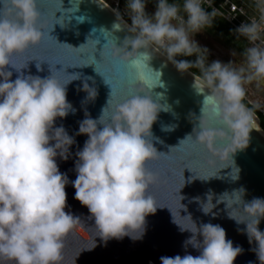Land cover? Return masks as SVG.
I'll list each match as a JSON object with an SVG mask.
<instances>
[{
	"label": "clouds",
	"instance_id": "obj_1",
	"mask_svg": "<svg viewBox=\"0 0 264 264\" xmlns=\"http://www.w3.org/2000/svg\"><path fill=\"white\" fill-rule=\"evenodd\" d=\"M42 2L0 0V264H64L65 240L82 225L79 217L65 211V187L70 181L57 164V158L69 159L76 141L62 124L56 125L58 118L75 113L67 100V87L81 76L57 71L54 65L60 62L25 56L46 40L52 42L49 33L53 26L64 23L63 18L55 17L62 0H54L58 7L50 17L41 11ZM146 3L147 0H127L131 25L116 13L118 22L113 28H127L133 35L126 36L122 46L108 39L100 52V62L95 56L98 40L89 39L78 48L60 44L80 50L84 63L74 66L95 65L96 72L111 88L98 118L92 119L84 110L86 118L79 122L76 135H86L88 139L75 153L76 179L71 181L74 198L88 208L95 236L104 242L143 238L146 217L161 207L152 189L165 179V173L153 171L149 165L159 161L170 165L174 162L173 149L189 158H199L195 170L184 167L196 173L192 179L206 182L221 178L220 171L231 167L232 180H238L240 169L233 157L248 147L250 133L255 129V113L261 109L258 102L246 104L245 100L247 86L254 85L257 90L264 87V0H253L258 16L235 30L251 45L244 50L240 64L218 60L208 63V49L193 39L194 34L210 28L218 15L216 9L204 10L203 4L211 6V0H183L182 4L157 0L153 15L146 13ZM86 45L92 51L84 59L82 49ZM154 53L166 57L182 74L198 69L200 76L194 79V88L200 94L210 90L204 95L201 116L190 117L194 123L192 133L168 155L158 152L153 143L160 142L152 132L158 114L170 111L169 105L160 102L163 94L154 96L152 92L157 86L164 87L162 73L149 66ZM194 54L196 60L192 62L177 59ZM21 57L24 59H18ZM31 61H37L38 71H43L42 63L48 62L51 74L44 78L25 75L21 70ZM101 63L110 66L107 73L99 70ZM9 67L19 73L15 80L11 79ZM121 68L127 70L123 75ZM89 80L92 77H85L77 88L86 93L82 104L95 101L98 95L95 81L90 86ZM125 84L127 87H123ZM174 128L170 125L162 130ZM184 183L183 176L179 190ZM179 190L174 195L180 198L181 209L185 206ZM245 195L246 189L240 187L218 196L209 190L204 200H193L203 214L213 217L217 215L213 209L223 203L228 218L245 225L238 231L246 234L249 244L255 243L252 250L259 264H264V231L259 228L264 219V198L246 201ZM171 212L180 231L191 233L184 247L191 246L200 254L161 257V264H233L242 252L226 239L220 225H197L191 214L181 216L180 212L178 221ZM94 247L95 241L87 249Z\"/></svg>",
	"mask_w": 264,
	"mask_h": 264
},
{
	"label": "water",
	"instance_id": "obj_2",
	"mask_svg": "<svg viewBox=\"0 0 264 264\" xmlns=\"http://www.w3.org/2000/svg\"><path fill=\"white\" fill-rule=\"evenodd\" d=\"M39 7L46 16L50 17L58 5L54 0H44L39 4ZM55 17L56 19L63 18L64 23L63 26L61 24L53 26L49 33L53 37V41L46 40L39 47L30 49L25 56L49 59L53 63L60 62L54 65L57 71H63L66 74L79 73L81 76V80L73 81L67 87V100L76 109L75 113H70L66 118H58L56 121V125L62 124L76 141L70 149L72 155L69 159L64 161L57 158V164L60 172L67 174L70 181L65 187L67 194L65 211L79 217L82 223L65 240L64 264H161V257H175L176 255L183 257L185 254L198 256L200 253L197 249L191 246L184 247V242L191 236V233L180 231L179 226L173 222L171 210L178 221L181 220L180 215L191 214L197 225L211 223L224 228L226 239L231 240L234 247L239 246L242 249L233 264H259L257 256L252 250L256 247L255 243L249 244L246 234L238 231V229H244L245 225H238L229 219L223 203L218 204L213 209L217 213L213 217L203 214L200 205L193 200L194 197H200L201 200H204L205 194L209 190L218 196L225 191L231 192L240 187L246 189L244 197L246 201H250L254 197L264 198V131L261 129L260 120L257 116L255 129L250 133L248 147L238 151L233 157L235 165L240 169L238 180H232L231 167L220 171L221 178H213L206 182L198 178L192 179L196 173L189 168L184 169V167L187 166L195 170L199 166V158H189L178 149H173V163L168 165L165 161H159L149 165L153 171L165 173V179L157 188L152 189V194L161 207L157 208L155 214L146 217V231L143 238L135 241L129 237L119 240L113 238L104 242L100 237L95 236L94 219L90 218L91 214L88 208L74 198L75 188L71 184V181L76 179L74 169L77 157L75 153L83 148L88 139L86 135H76V133L79 122L86 118L84 115L85 108L92 119L99 117L102 108L107 104L111 88L105 84L103 76L96 72L95 65L74 66L84 63V60L81 59L80 50L60 44H68L78 48L86 44L89 39L98 40L95 56L100 62L102 61L100 52L108 39H113L117 46H122L124 38L133 34L129 33L127 28H123L121 31H116L113 28V25L118 22L117 15L101 0H62L61 9L55 12ZM82 51L84 59H87V54L92 49L86 45L83 46ZM36 63L37 61L29 62L28 67L21 71L25 75H39L42 78L51 74L52 65L48 62L42 63L43 71L37 70ZM149 66L154 72L162 73L161 81L164 85V87L153 88V95L162 93L163 98L160 102L170 106V111H161L158 114V119L152 126L154 137L160 141L154 140V146L158 152L168 155L171 154L173 147H179L180 141L192 133L194 123L190 117L194 115L199 118L201 116L204 95L210 94V90L206 89L204 94L198 93L194 88V79L199 78L190 71L180 73L171 62L167 61L166 57L159 53H154ZM98 67L101 72L105 73L110 69V66L104 63ZM8 70L13 72L11 79L15 80L19 73L11 67ZM126 71V69L121 68L120 75ZM85 77H92V80L88 81L90 86H93L92 81H95L94 86L98 90V95L95 101L82 104L86 93L77 91V88L82 86L81 81ZM123 87H127V85L125 84ZM170 125L175 126L174 130H162V128ZM183 176L185 183L179 190L182 186ZM178 190V195L183 197L181 204L185 206L181 209H179L182 207L179 204L180 198L174 195V192ZM213 202L215 203V200ZM259 228L264 231V219L261 220ZM94 241L95 247L90 250L87 249L92 247Z\"/></svg>",
	"mask_w": 264,
	"mask_h": 264
},
{
	"label": "rangeland",
	"instance_id": "obj_3",
	"mask_svg": "<svg viewBox=\"0 0 264 264\" xmlns=\"http://www.w3.org/2000/svg\"><path fill=\"white\" fill-rule=\"evenodd\" d=\"M102 1L117 9V12H119L121 15V12L119 11L121 10V5L118 6L117 0ZM124 11H126V7H124ZM145 11L147 14L153 15L156 10L146 5ZM128 17L130 19L129 15ZM193 39L198 43L199 46L206 47L208 49V58H210V62L217 60L221 63L233 62L234 64H240L243 62V56L238 53L233 46H229L223 36L217 34H209L206 31L202 30L201 32L194 34ZM240 41L245 42L243 39H240ZM233 52L236 53L235 56L233 55ZM246 99L248 101L258 102L261 105V109L259 110L264 113V87L257 90L254 85L247 86Z\"/></svg>",
	"mask_w": 264,
	"mask_h": 264
},
{
	"label": "built area",
	"instance_id": "obj_4",
	"mask_svg": "<svg viewBox=\"0 0 264 264\" xmlns=\"http://www.w3.org/2000/svg\"><path fill=\"white\" fill-rule=\"evenodd\" d=\"M102 2L105 3L104 1ZM117 2L118 6L122 4V0H117ZM146 5L156 10L157 0H147ZM203 7L206 12H211L213 9H216L218 12L216 18L222 21L235 34H237L235 30L241 24L249 23L251 18L258 16L253 0H211V6L205 3ZM241 38L248 46H251L246 38Z\"/></svg>",
	"mask_w": 264,
	"mask_h": 264
},
{
	"label": "trees",
	"instance_id": "obj_5",
	"mask_svg": "<svg viewBox=\"0 0 264 264\" xmlns=\"http://www.w3.org/2000/svg\"><path fill=\"white\" fill-rule=\"evenodd\" d=\"M169 2L170 3L177 2L178 4H182L183 0H169ZM126 5H127V0H122L121 10H119V11L121 12V16L123 17V19L128 24L131 25L130 19H129L128 14H127V10L124 11V7H126ZM203 31H206L209 34H217V35L223 36L225 38L227 44L229 46H233L234 49L238 53H240L241 55L243 54L244 50L248 47V44L246 42L240 41V39H242L241 37H238L237 34L232 32L222 21H220L216 17L213 20L212 26L210 28L204 29ZM177 59L178 60L183 59V60H187V61L192 62V61L196 60V56H195V54L193 56H190V57L179 56V57H177ZM189 71L199 78L200 74H199L198 69H190ZM248 102L249 101L246 99L245 103L248 104ZM249 106H251V105L249 104ZM255 114L260 120L261 129L264 131V113H262L260 110H257Z\"/></svg>",
	"mask_w": 264,
	"mask_h": 264
},
{
	"label": "bare ground",
	"instance_id": "obj_6",
	"mask_svg": "<svg viewBox=\"0 0 264 264\" xmlns=\"http://www.w3.org/2000/svg\"><path fill=\"white\" fill-rule=\"evenodd\" d=\"M105 4L113 11V12H115V13H117V9H115V8H113V7H111L110 5H108L106 2H105Z\"/></svg>",
	"mask_w": 264,
	"mask_h": 264
},
{
	"label": "flooded vegetation",
	"instance_id": "obj_7",
	"mask_svg": "<svg viewBox=\"0 0 264 264\" xmlns=\"http://www.w3.org/2000/svg\"><path fill=\"white\" fill-rule=\"evenodd\" d=\"M209 59H210V58L207 57L208 63H211Z\"/></svg>",
	"mask_w": 264,
	"mask_h": 264
}]
</instances>
